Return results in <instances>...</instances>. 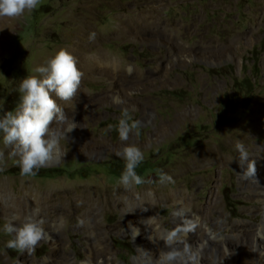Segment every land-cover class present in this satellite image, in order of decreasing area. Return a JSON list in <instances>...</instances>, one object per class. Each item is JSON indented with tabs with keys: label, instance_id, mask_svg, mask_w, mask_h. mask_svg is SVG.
<instances>
[{
	"label": "rangeland",
	"instance_id": "rangeland-1",
	"mask_svg": "<svg viewBox=\"0 0 264 264\" xmlns=\"http://www.w3.org/2000/svg\"><path fill=\"white\" fill-rule=\"evenodd\" d=\"M91 33L95 38L90 40ZM61 49L89 57L85 69L77 62L83 73L81 96L67 103L57 99L66 119L51 128L65 134L62 155L37 175L21 176L17 157L9 155L0 133L4 203L30 193L40 199L46 192L80 195L84 190L105 192L112 200L116 190L140 192L149 184L160 189L159 194L152 190L153 205L135 203L132 215L146 231L141 216L152 210L167 230L182 232L187 223L176 220L178 205L160 195L173 191L184 192L192 206L208 211L207 222L217 234L251 231L264 222V202L250 199L253 187L241 185L235 149L242 143L249 159L256 160V173L245 180L260 182L264 189V0H40L21 19L0 18V116L15 109L20 81L38 75L35 68ZM125 110L139 127L121 141L117 126ZM72 125L75 129L68 132ZM128 145L144 153L136 168L145 181L141 185L119 182L125 164L117 152ZM214 151L226 159L194 164ZM161 171L171 180L162 182ZM62 198L35 204L37 221H56L60 231L55 239L45 237L31 254L5 247L12 237L3 225L17 211L10 214L11 205L6 211L0 203V264H37L47 258L54 264L65 253L69 261L81 263L88 240L105 241L117 264H145L123 207L96 204V232L102 234L89 239L83 210ZM219 254L214 252L213 259L218 256L220 264H264L250 248L234 263L227 251ZM203 264L216 263L205 258Z\"/></svg>",
	"mask_w": 264,
	"mask_h": 264
},
{
	"label": "bare ground",
	"instance_id": "bare-ground-1",
	"mask_svg": "<svg viewBox=\"0 0 264 264\" xmlns=\"http://www.w3.org/2000/svg\"><path fill=\"white\" fill-rule=\"evenodd\" d=\"M145 22L146 21H144V23ZM129 31H132V30H129ZM70 53L76 58L77 62L78 61L80 62L81 66L84 69L87 67V61L89 60V57L86 54L80 55L76 50ZM101 56H102L101 58L104 57L103 55ZM114 66L116 70H118V66L117 65H114ZM80 93H81V90L77 92L76 94L77 96L75 97L81 96ZM117 101L118 99L116 98V102ZM59 148H60L59 152L53 155V158L49 161L48 164L53 163L55 160L60 158V156L62 155V148L60 145H59ZM203 150H200V151H203ZM220 151H214L213 153L207 152L208 154H205V155L203 153V155L200 157L196 156L197 159L194 161V164L200 165V164H203L204 161L215 162V161L225 160L226 158L221 155L222 151L221 152ZM238 171L240 172V175L243 179V182L241 183L243 188L248 186L249 188L253 187L252 189H254L253 190L254 194L250 197V199H258L259 201L264 202V189H262L263 187L261 183L254 182L253 180L246 181L248 176H245L242 174L243 172L242 169H238ZM260 174L262 177H264L262 171H260ZM153 189H154L153 186H149V184H147L146 186L142 188L140 192L133 193L132 191H129L126 189L116 190L115 197L112 200L111 198L110 200L108 199V195L105 192H97V191H91V190L90 191L84 190L80 193V195H77L79 192L78 193H75V192H67V193L62 192L61 193V192L56 191L55 193H52L51 195L46 192L44 193V196L42 195H41L42 197L40 196L41 197L40 199L37 198V195H32L30 193V194L21 196L19 198V201L17 200V202L11 199L9 202L5 201L4 203L3 200L7 199L4 196V194L6 193L5 191L7 189L2 190L0 188V203H4V205L6 206L5 207L6 211L8 209L7 204L9 203L11 205L10 208L8 209L9 213L13 214L11 212L14 210L17 212L15 216H12L11 218H8V219L11 220L12 222L16 221L17 223L21 224V221H25V218L27 217H31L33 220L37 221V218L39 217V213L33 209L35 208L34 207L35 204H37L36 206H39L43 202V200L44 201L48 200L50 202H53V200L55 199L63 200L62 197L67 198V200L70 202V206L71 204L78 205L79 210H83L82 226H83V229L85 230L84 232H86L89 239H93V238L99 239L100 234H102V233L98 234L96 232V229L99 226V223L95 221L96 216L94 217V213H93L94 206L96 204H98L100 207H104L105 205L114 206L116 208L123 207L126 220L128 221L129 227L132 231V234L134 235V239L138 247L139 253L144 255L147 258L146 260L148 262L146 261L145 264H161V257L163 256V254L173 251V250L181 253V256H179L177 260L173 262V264H179V261H181V263H184V264H188L189 263L188 261H192L193 264H203L205 258L206 259L211 258L213 262L217 264L219 263V259H218V256L220 255L219 251H222V250L227 251L229 259L231 260L232 263H234L237 257L242 255L244 253V250L247 248H250L251 253L256 255L258 257L257 259L258 260L260 259V262L264 260V222H262V224L257 225L256 228H254L251 231H240L238 233L234 231L232 235L217 234L216 229L214 228L212 229L210 227V224L207 222V215H209V212L203 211V210L199 211V209L196 206H192L191 198L187 197L186 194L181 191L180 192L179 191L163 192V193H160V195H162L166 200L173 201L175 202L176 205H178V209L176 212V220L177 221L183 220L184 222L187 223L186 226L183 228L182 232L179 235H175V234L171 235L173 234V232H170L164 227L162 220L158 219L157 213L153 212L152 210H149V211L147 210L148 212L145 211L146 213L142 214L141 216L142 219L145 218L148 223V228L146 231L144 229L145 226L142 223L136 221L133 218L134 216L132 217V215L135 213L133 208L136 204L138 206H140L141 204L142 207H151L154 201L153 200L154 194L152 192ZM154 191H155L154 193L157 192L159 194L160 189L157 188V189H154ZM29 192H32V191H29ZM37 194L39 193L37 192ZM33 196H34V199H32ZM78 197L82 199L79 200ZM209 208H212V207H209ZM190 209H192L191 213H190ZM45 211L43 213H45ZM63 216L65 215L63 214ZM45 220L46 218L42 220V227L44 228V231H45V237L47 239L49 238L55 239L56 233L60 231L59 230L60 225L56 223V221L49 220L50 222H46ZM192 223H194L195 225H192ZM170 235H171V238L169 239ZM249 235H251L252 237L248 238L247 236ZM162 239H167L168 242L167 240L166 242H164L165 240L162 241ZM200 240L204 241L203 245L200 244L199 242ZM104 242L101 240H98V241L94 240L92 242L91 240H88V243H89L88 252H87L86 258L81 263H78V261H76L75 259L69 261L68 260L69 257L67 258V255L65 253L59 257L60 262L58 261V263H54V264H62V263H65V264H117L116 260L113 257L114 250L112 251V249L109 246H105ZM234 245L237 246L238 248H236L235 250L234 249L231 250V246L233 247ZM214 252L218 254L215 260L213 259ZM50 257L52 258L51 255ZM48 260L49 258L45 259L42 262H38L37 264H44L48 262ZM223 260H225V258Z\"/></svg>",
	"mask_w": 264,
	"mask_h": 264
},
{
	"label": "clouds",
	"instance_id": "clouds-1",
	"mask_svg": "<svg viewBox=\"0 0 264 264\" xmlns=\"http://www.w3.org/2000/svg\"><path fill=\"white\" fill-rule=\"evenodd\" d=\"M39 4L40 0H0V18L21 19L26 12L36 10ZM94 38L95 33H91L89 39ZM34 71L38 75H28L20 81L19 102L15 109L5 111L0 116L2 142L11 148L9 155L17 157L16 165L21 176L37 175L40 168L46 166L53 155L59 152L60 140L65 134L51 128V125L54 121L64 122L66 117L57 99L65 103L72 101L80 91L83 77L77 67L76 58L66 49H61L45 66L36 67ZM138 127L139 121L134 120L125 110L117 126L120 140L128 141L130 134ZM73 129L75 125L67 131L72 132ZM235 149L240 154L238 161L243 169L242 174H255L256 160L249 159L245 146L237 142ZM117 156L125 164L119 182L126 187L143 184V177L136 172V168L144 160L143 151L135 145H128L119 150ZM3 158L4 153L0 151V160ZM160 179L163 182L171 180V177L161 171ZM3 231L12 237L6 241L5 247L21 253L31 254L45 238L42 221L33 220L31 217L25 218L19 226L12 221H6ZM179 256L181 253L175 250L164 253L161 264H173Z\"/></svg>",
	"mask_w": 264,
	"mask_h": 264
},
{
	"label": "water",
	"instance_id": "water-1",
	"mask_svg": "<svg viewBox=\"0 0 264 264\" xmlns=\"http://www.w3.org/2000/svg\"><path fill=\"white\" fill-rule=\"evenodd\" d=\"M45 167V166H44Z\"/></svg>",
	"mask_w": 264,
	"mask_h": 264
}]
</instances>
